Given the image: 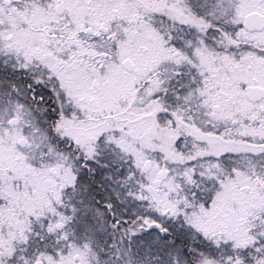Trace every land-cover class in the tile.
Wrapping results in <instances>:
<instances>
[{"label": "snow or ice", "instance_id": "1", "mask_svg": "<svg viewBox=\"0 0 264 264\" xmlns=\"http://www.w3.org/2000/svg\"><path fill=\"white\" fill-rule=\"evenodd\" d=\"M0 264H264V0H0Z\"/></svg>", "mask_w": 264, "mask_h": 264}]
</instances>
